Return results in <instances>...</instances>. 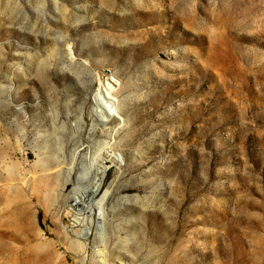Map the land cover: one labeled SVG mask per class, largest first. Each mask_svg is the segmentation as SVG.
Instances as JSON below:
<instances>
[{"label": "rangeland", "instance_id": "374dc122", "mask_svg": "<svg viewBox=\"0 0 264 264\" xmlns=\"http://www.w3.org/2000/svg\"><path fill=\"white\" fill-rule=\"evenodd\" d=\"M0 264H264V0H0Z\"/></svg>", "mask_w": 264, "mask_h": 264}, {"label": "bare ground", "instance_id": "6f19581e", "mask_svg": "<svg viewBox=\"0 0 264 264\" xmlns=\"http://www.w3.org/2000/svg\"><path fill=\"white\" fill-rule=\"evenodd\" d=\"M96 80L97 85L91 94L92 105L102 113L104 121L108 123L111 122L113 118H118L116 112L117 100L114 98V93L119 83L114 79L102 80L100 76H97ZM112 156L118 159V156L110 153L108 149H104L101 153L97 154L95 158L89 162L88 166L83 168L77 179L85 181V175L92 170L94 171L93 177L91 178V174H89V181L83 182V184H86L83 187L80 186L81 183H77L76 190L73 191L72 195L68 197L66 201L68 212L76 213L77 215L74 220L75 226L82 228L80 232L75 235V238L78 241L81 240L84 245H86V240L91 234L88 223L92 221L95 215L97 219L96 232L99 239H101L102 208L108 194L104 192L98 199L95 198L100 191L103 177L108 169L106 161ZM102 159L104 160L102 161Z\"/></svg>", "mask_w": 264, "mask_h": 264}]
</instances>
